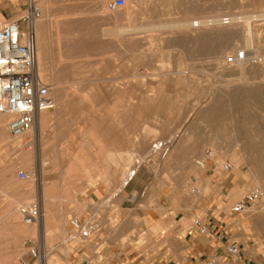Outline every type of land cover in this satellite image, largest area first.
<instances>
[{"label":"rangeland","instance_id":"1","mask_svg":"<svg viewBox=\"0 0 264 264\" xmlns=\"http://www.w3.org/2000/svg\"><path fill=\"white\" fill-rule=\"evenodd\" d=\"M43 1L36 0L39 5ZM111 1L57 0L52 13L59 23L47 33L48 39L77 32L106 44L89 46L85 44L87 37L70 41L67 45L76 49L78 57L68 61L69 70L60 75L61 63L56 60L63 47L50 45L46 65L50 74L49 68L57 63L58 84H49L56 108L46 113L47 123L41 135L34 136L31 147L24 143L33 137L32 132L15 140L7 131V121L3 123L0 191L8 196L0 192V264H18L22 256L28 262L23 242L37 234L49 253L46 264H55L56 252L71 253L76 241L66 249L55 246L68 240V219L83 215L85 208L78 206L80 199L75 196L96 187L100 180L108 185L112 168H127L125 175L136 167L141 169L150 176L152 187L159 184L175 205L184 206L217 191L221 181L236 171L239 180L235 185L246 189L235 199L231 190L226 209L257 188L263 193L260 209L264 208V159L258 156L257 148L264 140V0H126L125 6L116 9L109 7ZM25 2L0 0V22L18 17ZM211 21L214 26L184 30L191 31L186 35L163 29ZM217 22L231 26L218 27ZM116 28H139L142 33L138 29V34L123 42L115 34ZM226 37H230L229 42ZM226 48L231 49L228 58L223 54ZM240 50L249 53L248 62H231V56ZM58 86V93L53 92ZM201 88L203 95L194 94ZM109 124L116 137L111 157L106 142ZM169 140L168 154H152V144ZM214 143L224 149L223 153L214 151ZM127 147L129 157L121 153ZM207 148L212 149L214 159L200 170L195 162ZM25 155L29 161L25 162ZM136 160L142 161L140 166ZM42 162L44 172L38 175ZM226 162L233 165L230 173L222 171ZM213 165L216 169L210 175ZM193 167L197 174L191 171ZM19 171L27 177L18 179ZM41 195L47 204L45 229L40 232L34 226L21 236L22 220L16 219L19 208L26 204L43 207ZM92 203L86 199V206ZM253 209L246 215L256 217L253 213L258 208ZM63 211L66 222L60 225Z\"/></svg>","mask_w":264,"mask_h":264},{"label":"crops","instance_id":"2","mask_svg":"<svg viewBox=\"0 0 264 264\" xmlns=\"http://www.w3.org/2000/svg\"><path fill=\"white\" fill-rule=\"evenodd\" d=\"M106 133L107 153L111 157L116 146L111 124ZM128 150L121 153L127 155ZM116 169L108 171V185L100 180L96 187L75 196L80 199L78 206L85 208L80 219L95 218L96 228L83 243L76 241L71 253L56 252L52 260L55 264H206L231 243L241 247L244 259L264 264V208L260 209L263 197L260 206L255 207L258 209L253 213L254 218L226 209L229 192L233 190L232 199H235L246 189L235 185L239 180L236 171L221 181L217 191L184 206L175 205L159 184L152 187L150 176L141 169L121 186L127 168ZM36 177L42 185L40 177ZM86 199L93 203L86 206ZM46 205L44 200L43 207L37 206L44 213ZM62 214L65 219V212ZM196 219L207 226L208 234L200 233L194 225ZM71 242L58 243L55 248L66 249Z\"/></svg>","mask_w":264,"mask_h":264},{"label":"built area","instance_id":"3","mask_svg":"<svg viewBox=\"0 0 264 264\" xmlns=\"http://www.w3.org/2000/svg\"><path fill=\"white\" fill-rule=\"evenodd\" d=\"M125 4L126 0H112L109 7L114 9ZM40 15L36 0H26L25 8L18 17L0 22V116L7 117V130L15 138L22 137L32 129L41 111L53 109L55 106L50 85L37 74L33 22ZM246 57L245 51L240 50L235 56H231V62L244 60ZM33 142L34 136L28 138L24 144L31 147ZM204 154L206 160H210L212 149L207 148ZM205 163L202 159H196V164L200 167H205ZM214 165L212 173L216 169ZM232 169L233 165L226 162L222 171L230 173ZM17 177L22 180L27 177V173L19 171ZM262 197L260 189H254L238 201L231 211L234 214L248 213L258 205ZM19 215L25 225H38L41 212L35 204H26L19 208ZM194 225L201 234H208L207 226L200 219H196ZM68 226L71 233L67 241L83 243L96 228V220L93 217H70ZM23 248L29 261L26 262L22 256L18 258V264H46L49 253L44 248L41 236L37 234L36 238L25 240ZM206 264L254 263L243 258L239 245L231 243L222 253L211 257Z\"/></svg>","mask_w":264,"mask_h":264},{"label":"bare ground","instance_id":"4","mask_svg":"<svg viewBox=\"0 0 264 264\" xmlns=\"http://www.w3.org/2000/svg\"><path fill=\"white\" fill-rule=\"evenodd\" d=\"M57 0H44L40 5L37 3V5H38V8H39V10H40V12H41V15H40V17L39 18H37V19H35L34 20V22H33V30H34V36H35V42H36V54H37V74H38V76L41 78V79H43L46 83H48V84H52V85H57L58 83H57V81L55 80V78H56V72H55V65L58 63V61L61 63V70H62V72H60L59 73V75L62 73V74H65L68 70H69V64H68V61H70V60H72V59H74V58H77L78 57V55L76 54V49H71V48H69L68 47V43L70 42V41H72V40H77V39H79V38H81V39H79V40H83V38L84 37H87L86 39L88 40V41H86V43L85 44H87V45H89V46H92L93 44H97V45H99V46H103L104 44H106L104 41H97V42H93V37H91L90 36V34H81V33H75V34H71V35H68V36H63V37H60V38H57V39H52V40H50V39H48V37H47V33L51 30V29H53V28H55L56 27V25L59 23V22H57V19L55 18L56 17V15L54 14V13H52V10H53V8L54 7H56L57 6ZM119 8H121V7H119ZM114 9H116V8H114ZM120 11V10H119ZM66 12V11H65ZM66 14V13H65ZM73 14V13H72ZM107 15V14H106ZM111 15V14H110ZM116 15V14H115ZM43 16V17H42ZM117 18H118V16H117ZM73 19V18H72ZM111 19V18H110ZM255 20V19H254ZM209 22V21H208ZM238 22V21H237ZM79 23V22H78ZM191 23V22H190ZM212 23V21L210 22V23H202V22H200V24H195L194 23V26L192 25V24H190V26H189V24L187 25V27H183L184 26V24L183 25H181V26H168L169 28H167V26L166 27H161V28H163V29H169V31L171 30L172 32H171V34L173 33V32H176L177 33V31H179V32H181V33H185L184 35H186L187 33H190L193 29H207L208 27H211V26H214L213 24H211ZM215 23V22H214ZM218 24L216 25V26H218V27H223V26H225V27H230L231 25H230V23H223V22H221V23H219V22H217ZM233 23V22H232ZM235 23V22H234ZM234 23H233V25H234ZM82 24V23H81ZM118 25V24H117ZM192 25V26H191ZM235 25H237V24H235ZM245 26V25H244ZM161 28H159V30H163V29H161ZM117 29V33H115V34H117L118 36H119V38L123 41V42H126L128 39V37L129 36H135L136 34H138V29H132L133 31H130L129 30V28H120V29H118V28H116ZM142 29V28H141ZM157 29V28H156ZM156 29H153V30H156ZM246 29V28H245ZM134 30H136V33H135V31ZM140 30V29H139ZM143 30V29H142ZM144 30H147V28L146 29H144ZM143 30V32H145ZM184 30H191V31H184ZM139 33H142L141 32V30H140V32ZM203 33V32H202ZM245 33V32H244ZM45 36H46V38H45ZM90 36V37H89ZM210 36V35H209ZM236 37V36H235ZM118 38V37H117ZM133 38V37H132ZM186 38V37H185ZM213 38V37H212ZM211 38V39H212ZM227 39H225V40H227L228 42L230 41V37H226ZM234 38V37H233ZM121 40H119V41H121ZM234 40V39H233ZM254 40V39H253ZM204 41V40H203ZM202 41V42H203ZM122 42V43H123ZM131 42V41H130ZM253 42V41H252ZM52 43H54L57 47H63V49H61L60 51H57V63L55 64V65H52L51 66V68H49L50 70H51V72H50V74L48 73V67H47V65H46V63H47V60L49 59V54H50V49H49V47H50V45H52ZM122 43H120V44H122ZM219 43V42H218ZM235 43V42H234ZM247 43H249V45H250V42L247 40ZM254 43V42H253ZM73 44V43H72ZM125 44V43H124ZM195 44L196 45H199V42H196L195 41ZM74 45V44H73ZM123 45V44H122ZM122 45H121V48H122ZM219 45V44H218ZM248 45V44H247ZM248 45V46H249ZM75 46V45H74ZM220 46V48H221V45H219ZM231 46V45H230ZM237 46V45H236ZM67 47L69 48V49H67ZM204 47V46H203ZM65 48V49H64ZM237 48V47H236ZM67 49V50H66ZM150 50H151V48H150ZM235 50H237V49H235ZM203 51V50H202ZM230 53H231V49L230 48H226L225 50H223V54H225V55H227L226 57L228 58V55H230ZM245 53H246V58L244 59V60H236V61H234L235 63H241V62H248V60H249V53L247 52V51H245ZM222 54V53H221ZM160 56V55H159ZM164 56V55H163ZM59 57V58H58ZM254 58V57H253ZM72 62V61H71ZM59 70H60V68H59ZM57 71V70H56ZM227 71L228 72H231L232 71V67L231 68H228L227 69ZM238 72V71H237ZM191 81H192V79H191ZM191 83V82H190ZM192 83H194V82H192ZM59 86H61V85H59ZM55 87L54 89H53V92H56L57 91V93H58V91L61 89V87ZM66 86V85H65ZM192 86V85H191ZM196 87V86H195ZM199 88V87H198ZM191 89V88H190ZM197 89V88H196ZM195 90V89H194ZM206 90V89H205ZM192 92V91H191ZM195 92V91H194ZM52 93V92H51ZM133 93H134V91H133ZM54 94V93H53ZM60 94V93H59ZM194 94H199V96H201V95H203L204 94V89L203 88H201L200 89V91H198V93L197 92H195ZM55 95H57L56 93H55ZM211 96V95H210ZM256 96V95H255ZM54 97V96H53ZM210 98V97H209ZM54 100H55V98H54ZM57 100V99H56ZM56 102V101H55ZM134 106V105H133ZM55 108H56V106L53 108V109H50V110H44V111H41L40 113H39V115H38V117H37V120H36V122H35V124L33 125V127H32V129L30 130V131H28L26 134H24L22 137H19V138H13V139H17V140H19V139H24V138H27V137H29L30 136V133L32 132L34 135L33 136H36L37 135V138H38V135L40 134V131L42 130V128L46 125V123H47V117H46V113H48V112H51V111H53V110H55ZM132 109H133V107H132ZM5 121H7V117L6 116H0V133L1 132H3V123L5 122ZM8 131V130H7ZM9 132V131H8ZM43 134V133H42ZM1 135V134H0ZM11 135V134H10ZM41 135V134H40ZM3 136V135H2ZM13 137V136H12ZM190 139V138H189ZM189 139H187L188 141H189ZM3 141H5L6 142V144L9 142H7V139H6V137L5 138H3ZM187 141V142H188ZM213 141V140H212ZM37 143V142H36ZM185 143V142H184ZM171 144V141L169 140V141H161V142H158L157 144H152V146L150 147V150L152 149V154H155V153H157V152H159V151H162V154H163V157L166 155V154H168V151H169V148H170V145ZM4 145V144H3ZM184 145V144H183ZM184 147V146H183ZM213 147H214V151L215 152H217V153H223V151H224V149L219 145V144H215L214 143V145H213ZM258 149H259V153H258V156L261 158V159H264V140H262V142H261V144L257 147ZM28 152V150H26V153ZM149 153V152H148ZM255 155V154H254ZM128 157H129V155H127ZM233 156V155H232ZM23 159L25 160V162L26 161H29V159H30V157H29V155H25V156H23ZM142 159V158H141ZM144 159H147V158H144ZM200 159H202V160H204L206 163V166L205 167H200V166H198L197 164H196V162H195V164H196V166L200 169V170H205L206 168H207V166L210 164V162L211 161H213L212 159H214V153L212 152V156H211V159L210 160H206V156H205V154H203V157L202 158H200ZM234 161H235V159H234ZM144 162V161H143ZM254 162V161H253ZM142 163V161L141 160H136V164L138 165V166H140V164ZM44 164V162H42L41 163V165L39 166V169H38V171H37V173H38V175L41 173V171H42V174H43V172H44V170H43V165ZM263 164V163H262ZM237 166V165H236ZM136 170H137V167H136V169H133V170H129L127 173H126V176L124 177V179H123V182H122V185L121 186H123V185H125V184H127V182L129 181V179H131L132 178V176L135 174V172H136ZM191 171L194 173V174H197V172H198V170L195 168V167H193V168H191ZM260 171V170H259ZM226 173V172H225ZM254 175H256V174H254ZM255 177V176H254ZM42 180V179H41ZM243 180V182H244V179H242ZM243 182H242V184H243ZM201 184V183H200ZM215 187V186H214ZM238 187V186H237ZM40 188H42V190L45 188L44 187V185H40ZM122 188V187H121ZM201 189H203V188H201ZM238 189V188H237ZM0 192H2V194L3 195H5V196H8V194H6L5 192H3V191H0ZM242 192V191H241ZM8 193V192H7ZM199 193V195L201 194L200 192H198ZM28 197V196H27ZM26 197V198H27ZM198 198V197H197ZM23 200V199H22ZM196 200V199H195ZM24 201V200H23ZM27 201V200H26ZM42 201L44 202V199H42ZM21 203L22 202H20V205H21ZM23 205V204H22ZM191 207V206H190ZM40 209V208H39ZM44 211H45V208H44ZM41 212V216H40V219H39V222H38V225H25L23 222L20 224V228H19V233L21 234V236H24V235H27L28 234V230L29 229H32V227H34V226H36V227H38V230L41 232V231H44V229H45V226H46V222H47V217L45 216V215H47V213L46 214H44L42 211H40ZM16 219L17 220H20L21 221V217H20V215H19V213H17V217H16ZM64 219V218H63ZM64 221H65V219H64ZM63 221V222H64ZM64 226H65V223H64ZM66 227V226H65ZM31 231V230H30ZM4 232V231H3ZM8 232V231H7ZM10 236H12L11 235V233H10V235H8V237H10ZM5 241V240H4ZM9 248V247H8ZM11 249V248H10Z\"/></svg>","mask_w":264,"mask_h":264}]
</instances>
